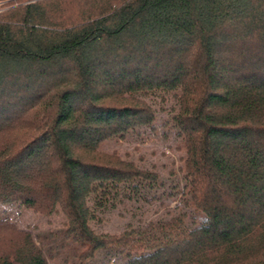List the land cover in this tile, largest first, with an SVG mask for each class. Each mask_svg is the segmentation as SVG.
<instances>
[{
  "label": "trees",
  "instance_id": "obj_1",
  "mask_svg": "<svg viewBox=\"0 0 264 264\" xmlns=\"http://www.w3.org/2000/svg\"><path fill=\"white\" fill-rule=\"evenodd\" d=\"M153 96L183 146L173 177L81 156L156 131ZM14 202L58 206L60 245L84 264L104 249L117 264H264V0H0V204ZM107 204L153 215L96 233ZM50 257L0 218V264Z\"/></svg>",
  "mask_w": 264,
  "mask_h": 264
},
{
  "label": "rangeland",
  "instance_id": "obj_2",
  "mask_svg": "<svg viewBox=\"0 0 264 264\" xmlns=\"http://www.w3.org/2000/svg\"><path fill=\"white\" fill-rule=\"evenodd\" d=\"M154 98H144L156 113V123L155 129L153 131L151 126L147 128L134 129L125 134L124 138H111L104 141L100 147L97 149L95 154L82 153L86 159L102 160L107 156L119 157L125 160H132L135 164L140 167L150 168L158 173V176L162 179L166 177H173V173L177 172V166L179 164V157L183 153V146L178 140V137L174 136L171 131L168 130L166 124V117H168L167 112L160 110V102L157 97ZM165 109L170 105V100L165 99L163 103ZM31 128L26 127H16L9 131L10 138L17 139L22 135L30 134ZM175 182L173 181L172 184ZM168 191L172 189L168 188ZM122 191H120L119 197H122ZM153 191H150L149 196L152 195ZM125 201V199H124ZM153 202V201H152ZM147 204L150 210L154 208H159L158 201ZM179 198L173 195L164 196L159 199V203H164V205L172 206L174 204H179ZM126 205L127 202L125 201ZM128 202V209H129ZM158 206V207H157ZM162 207V206H160ZM121 204L116 207L107 204L104 206H99L95 208L94 215L89 220V225L91 229L96 233H118L125 225L132 221L135 224H144L153 212L143 214L142 218L138 220V212L126 211ZM188 214V220H191V209L189 207L185 208ZM156 217V216H155ZM0 218H8L13 222L18 228H22L31 233L33 237L36 235L42 236L47 240L49 245H51V257L49 258V264H84L79 262L73 256V245L65 243L63 246L60 245L61 238L59 236L61 229L64 228L65 216L58 206L54 211L46 216L40 212H36L33 209H28L21 205L19 202H14L11 204H0ZM117 252L108 253L107 250H100L94 255L93 258H87L89 264H117L119 261Z\"/></svg>",
  "mask_w": 264,
  "mask_h": 264
}]
</instances>
